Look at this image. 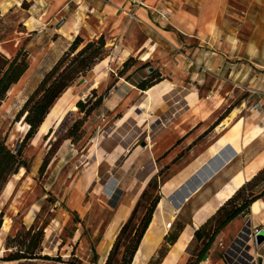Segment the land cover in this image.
Returning <instances> with one entry per match:
<instances>
[{
    "label": "rangeland",
    "instance_id": "1",
    "mask_svg": "<svg viewBox=\"0 0 264 264\" xmlns=\"http://www.w3.org/2000/svg\"><path fill=\"white\" fill-rule=\"evenodd\" d=\"M6 1L12 8L8 10V5L0 0L1 52L12 58L23 50L28 54L29 62L28 70L7 93L0 106V141L4 139L10 148L16 150L29 129L25 116L16 120L17 114L74 37L66 40L60 32L54 31V28L64 24V19H60L64 13L59 11L64 3L51 0H39L37 3L32 0L18 6L16 0ZM79 6L73 2L70 10L79 9ZM44 9H48L51 15L57 12L58 17L49 23L41 20L39 32L32 33L35 25L32 16L39 18ZM83 35L88 39L87 32ZM127 55V51L121 53L118 49L116 55L111 51L106 59L82 76L57 101L45 119L46 127L42 131L39 129L25 148L24 157L29 171L22 169L13 176L0 200V211L5 209L6 213L0 249L4 248L9 233H14L23 224L30 226L35 223L47 226L45 254L61 256L68 261L74 252L83 264H89L95 248L99 253L98 264H105L121 226L135 207L141 203L136 215L139 219L151 199L161 194L151 227L132 264L193 263L201 250V243L192 238L186 250L183 245L186 247L194 233V216L206 207L217 210L234 188L239 174L249 180L257 172L256 167L264 154L257 157L256 152L264 150V133L258 136L260 138L255 144L247 147L245 153L239 152L241 154L234 155L233 159L238 156L231 161L224 144H220V137L239 121L244 124V131L262 125L264 113L261 108H248L228 115L218 113L212 117L201 114L200 117H206L207 130L220 117L226 116V119L222 126L205 132L191 145H186L183 139L172 140L177 118H180L179 122L183 120L182 113L194 105L196 97L185 90L184 94L188 93L186 99L179 104H173L172 99L160 104V90L164 85L169 86V81L158 82L159 86L152 93V88H149L147 92L150 96L140 93L137 83L143 78L149 80L150 71L147 68L138 69V64L129 68L127 75L130 78L124 77V86L118 87V74L128 59ZM93 89L97 90L91 102L102 96V104L85 116L78 112L76 104L80 100L86 102ZM115 100L118 102H113ZM91 102L87 104L88 108ZM239 102L240 99H233V105ZM224 108H227L226 104ZM142 117L140 136L130 146L124 145L122 142L131 124ZM78 119L83 120L82 125L73 130V137L65 139ZM192 121L185 126H191ZM215 140L216 143L207 152ZM143 142L146 143L144 146ZM48 158L50 163L41 173V166ZM149 158L150 164H146ZM142 181L144 185L139 184ZM137 187L140 188L135 193ZM251 187L256 193L264 189V173L252 182ZM257 203L252 205L249 217L237 220L208 251L209 264H264V236L256 234L264 226H255L257 216L261 217L264 213V207L259 203L257 210ZM178 216L181 221H190L192 217L193 221L180 234L175 245L167 246V253L160 261V250L166 245L165 238L172 231L171 226ZM32 264L69 263L38 261Z\"/></svg>",
    "mask_w": 264,
    "mask_h": 264
},
{
    "label": "crops",
    "instance_id": "2",
    "mask_svg": "<svg viewBox=\"0 0 264 264\" xmlns=\"http://www.w3.org/2000/svg\"><path fill=\"white\" fill-rule=\"evenodd\" d=\"M31 1L16 0L18 6ZM35 1L38 3L39 0ZM51 1L64 3L60 9L58 5L60 13H64L60 17L64 19V24L54 28V31L60 32L66 40L77 35L85 39L84 32L88 34L86 41L105 35L112 54L116 55L118 49L121 53L127 51L128 57L133 56L140 62L149 63L147 69L152 67L153 71H158L160 82L171 83L162 88L187 87L196 97V103L181 114L183 120L179 122L180 118H177L176 135L173 134L175 137L172 140L183 139L187 142L186 145L193 144L207 131L206 117L199 116L204 113L212 117L227 111L231 114L235 111L241 113L248 108L255 110L256 107L261 108L264 113V0ZM73 2L80 5L81 11L70 10ZM2 3L8 5V10L12 8L8 1L4 0ZM161 8L169 10L167 18L160 16L158 10ZM56 13L51 15L48 9H44L39 18L32 16L35 18V25L31 32H39L41 20L45 19L44 22L49 23L58 17ZM122 80L124 79L119 77L116 83L118 87L124 86ZM159 84L151 87V93ZM138 90L140 93L147 92ZM236 98L240 102L233 105V99ZM252 105L254 106L251 107ZM191 119L194 120L191 126L186 127L185 124L190 123ZM224 119L214 127H219ZM263 133L264 122L249 131H244V124L238 122L222 134L220 144H224L228 160L231 161L239 152L245 153L247 147L255 144L260 138L258 136ZM216 140L208 147L207 152ZM171 151L172 149L167 150ZM256 153L257 157H261L264 150L260 149ZM148 160L150 158L146 159V164H150ZM257 202L264 207L263 198ZM251 214L240 216L231 222L217 235L213 245L229 232L230 226L237 220ZM257 220L256 227L264 226V213L261 217L257 216ZM193 224L195 226V222ZM199 264H209V255L208 259H203Z\"/></svg>",
    "mask_w": 264,
    "mask_h": 264
},
{
    "label": "trees",
    "instance_id": "3",
    "mask_svg": "<svg viewBox=\"0 0 264 264\" xmlns=\"http://www.w3.org/2000/svg\"><path fill=\"white\" fill-rule=\"evenodd\" d=\"M111 51L112 48L107 45L105 35L88 41L81 35H77L69 42L67 49L52 68L47 71L42 81L31 93L17 114L16 120H20L21 117L25 116V121L29 125V129L25 133L19 147L14 150L8 146L4 139L0 141V200L12 177L16 176L22 169L29 171V164L24 157V150L32 142L39 129H41L54 105L82 76L87 75L97 64L106 59ZM136 64H138V69L149 67V63L140 62V60L130 56L123 63V67L118 74V80L119 77L129 79L130 75H127L129 68ZM28 68V54L23 50H20L12 58H9L0 51V106L7 93L20 81ZM158 82H160V73L153 71L150 73V79L143 80L137 87L146 91ZM96 90H92V96L88 97L86 102L82 100L77 102L78 112L89 116L102 104V96L91 102V98L96 95ZM90 102L91 107L88 108L87 104ZM226 114L228 115V111ZM225 117H220L214 126L220 124ZM82 123V119L76 120L65 139L73 137V130L79 129ZM214 126L210 129H213ZM49 163V158L44 160L40 169L41 173L46 171ZM263 173L264 167L258 170L242 187L237 189L228 200L224 201L212 216H209L201 223L202 225L200 224L201 226H198L199 228L195 227V231L189 239L185 250L192 238L200 242L202 247L196 255V260L188 264H199L204 259V256L208 254L217 235L238 217L250 214L252 205L256 201L264 198V189L256 193L253 187H251L252 182L257 180ZM161 199V194L152 198L145 208L144 214L139 219H136V215L141 203L135 207L131 216L121 226L116 241L108 253L105 264L133 263L143 238L152 224L155 211ZM50 200L48 199V201ZM5 215V209H2L0 211V235ZM191 221L192 218H190V221H181L180 216L176 217V220L171 226V229L173 228L172 231L165 238L166 245L164 244L160 250V261L167 253V246L174 245L177 242L180 234L187 225L192 223ZM46 227V225L42 227L37 226L35 223L30 226L23 224L14 233H9L5 238L4 248L0 249V262L32 264L38 261H44L83 264L80 259L74 256V252H72L73 257L68 261H64L61 256L45 254L44 241ZM98 260L99 253L94 248L93 259L89 264H98Z\"/></svg>",
    "mask_w": 264,
    "mask_h": 264
},
{
    "label": "bare ground",
    "instance_id": "4",
    "mask_svg": "<svg viewBox=\"0 0 264 264\" xmlns=\"http://www.w3.org/2000/svg\"><path fill=\"white\" fill-rule=\"evenodd\" d=\"M2 49V48H1ZM0 49V51H1ZM3 50V49H2ZM8 52V51H6ZM96 74V73H95ZM157 87H154V91H156ZM160 88V87H159ZM162 90H160L161 96L158 99L159 103L162 104L163 102L168 101L169 99H172L173 104L177 105L179 104L183 99H186V95L188 94H184L185 90H188L187 87H172V88H161ZM123 90V89H122ZM150 92H146V95H149ZM156 93V92H155ZM174 97H178V99H174ZM145 99V98H144ZM142 100V99H141ZM196 103V102H195ZM197 108V107H196ZM197 110V109H196ZM198 113V112H197ZM235 113V112H234ZM138 114V113H137ZM195 114V113H194ZM136 115V114H134ZM202 118V117H201ZM135 119V118H134ZM144 118L142 117L141 120H137L134 124H131L130 126V131L128 132L126 138L124 139V141L122 143H124V145L126 146H130L132 143H134L138 137L140 136L141 132H142V120ZM136 120V119H135ZM46 122V121H45ZM45 122L43 123L40 131L43 130V128L46 127ZM240 122V121H239ZM224 122H222L223 124ZM222 124L220 126H222ZM23 125V124H22ZM142 125V126H141ZM240 125V124H239ZM256 136V135H255ZM150 137V136H149ZM148 137V138H149ZM261 162L259 163V165L256 167V170L258 171L260 169V167L264 166V157L260 160ZM139 164V163H138ZM135 165V164H134ZM130 168V167H129ZM134 169V168H133ZM129 170V169H128ZM130 172V171H129ZM128 172V173H129ZM135 172V171H134ZM131 173V172H130ZM256 173V172H255ZM129 175V174H128ZM128 179V178H127ZM146 178H144L145 180ZM248 178H245L243 174H239L236 178L235 181V185L234 188L224 197V200H228L237 189H239L240 187H242L244 185V183L247 182ZM139 184L144 185V182H140ZM140 187H137V189H135V193L139 191ZM256 209L259 210L260 206L258 204L255 205ZM216 211V208L214 207H206L204 209H202L197 216L195 217V225L196 226H200V224L205 221L209 216H211L214 212ZM5 227V226H4ZM185 248V245H183V249Z\"/></svg>",
    "mask_w": 264,
    "mask_h": 264
},
{
    "label": "built area",
    "instance_id": "5",
    "mask_svg": "<svg viewBox=\"0 0 264 264\" xmlns=\"http://www.w3.org/2000/svg\"><path fill=\"white\" fill-rule=\"evenodd\" d=\"M159 11V14L162 18H167L169 15V10L167 8H161ZM264 232V229L257 230L256 234L257 236L261 233Z\"/></svg>",
    "mask_w": 264,
    "mask_h": 264
},
{
    "label": "water",
    "instance_id": "6",
    "mask_svg": "<svg viewBox=\"0 0 264 264\" xmlns=\"http://www.w3.org/2000/svg\"><path fill=\"white\" fill-rule=\"evenodd\" d=\"M149 71L152 72V71H153V68L150 67V68H149ZM142 144H143V146H144L146 143L143 142ZM261 234L264 236V232H261V233L258 235V237H260ZM258 237H257V238H258ZM174 245H175V244H174ZM206 259H208V254H206V255L204 256V260H206Z\"/></svg>",
    "mask_w": 264,
    "mask_h": 264
}]
</instances>
